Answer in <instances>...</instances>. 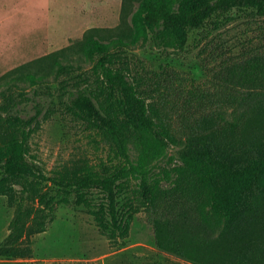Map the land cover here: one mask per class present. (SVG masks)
I'll return each instance as SVG.
<instances>
[{"label": "trees", "instance_id": "16d2710c", "mask_svg": "<svg viewBox=\"0 0 264 264\" xmlns=\"http://www.w3.org/2000/svg\"><path fill=\"white\" fill-rule=\"evenodd\" d=\"M136 1L121 31L92 28L5 74L36 84L54 71L67 76L63 102L102 136L109 155L47 171L30 146L45 102L24 90L4 92L0 194L15 212L0 255L34 258V235L48 229L58 203L74 201L111 239L128 236L143 210L157 246L193 264H264V47L226 56L206 84L169 64L135 71L128 57L131 45L149 39L182 49L192 28L234 8L264 15V0ZM22 98L36 101L35 114L24 113ZM132 179L138 204L123 212L119 200Z\"/></svg>", "mask_w": 264, "mask_h": 264}, {"label": "rangeland", "instance_id": "374dc122", "mask_svg": "<svg viewBox=\"0 0 264 264\" xmlns=\"http://www.w3.org/2000/svg\"><path fill=\"white\" fill-rule=\"evenodd\" d=\"M137 5L136 0H0V101L4 92L16 95L24 90L45 102L30 146L47 171L85 158L93 163L107 159L108 145L63 102L67 101L62 95L67 76L57 77L54 71L45 79L37 78L36 84L26 75H22L25 80H14L5 74L69 45L92 28L121 31L123 16L127 14L130 21ZM260 47H264V15L253 8H234L224 16L214 15L202 27L192 28L182 49L157 47L149 39L131 45L128 57L135 71L169 64L185 71L196 83L206 84L223 58L242 56ZM31 71L38 77L43 75L37 68ZM72 86L69 84L66 91ZM22 99L24 113L35 114L36 101ZM173 154L175 148L169 151ZM169 157L159 161L155 171L168 165ZM129 185L119 200L123 212L138 204V180L132 179ZM94 196L102 194L95 191ZM14 212L15 207L0 194V245L9 233ZM33 248L32 259L0 255V264H31L34 260L46 264H193L157 246L153 224L145 211L135 212L128 236L111 239L86 207L74 201L57 204L48 229L34 235Z\"/></svg>", "mask_w": 264, "mask_h": 264}]
</instances>
